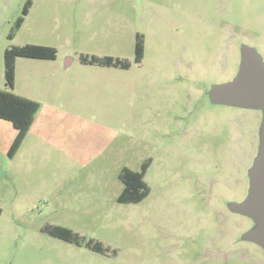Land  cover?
<instances>
[{"label": "rangeland", "instance_id": "1", "mask_svg": "<svg viewBox=\"0 0 264 264\" xmlns=\"http://www.w3.org/2000/svg\"><path fill=\"white\" fill-rule=\"evenodd\" d=\"M26 1L0 0V89L6 48L57 53L17 58L41 117L15 156L0 145V264H264L239 238L252 220L227 207L246 196L261 113L206 95L236 75L243 44L264 59V2L30 0L23 15ZM93 55L129 65L79 61ZM146 160L149 194L118 202L121 169Z\"/></svg>", "mask_w": 264, "mask_h": 264}, {"label": "trees", "instance_id": "2", "mask_svg": "<svg viewBox=\"0 0 264 264\" xmlns=\"http://www.w3.org/2000/svg\"><path fill=\"white\" fill-rule=\"evenodd\" d=\"M30 4V0L25 2L22 9L23 15L27 14ZM23 19L24 16L17 18L15 22L16 28L20 27ZM8 36L9 38L13 37V33L11 32ZM142 52V40L141 37L137 35L135 45L136 62H140ZM56 53L57 50L53 46L40 44H25L23 46L13 45L4 50V79L7 89H0V119L11 122L17 131L16 136L7 152L9 157H12L19 148L25 134L33 122L35 113L40 106L37 101L20 96L12 91L15 81V60L18 57L52 60L56 58ZM80 60L83 63H93L107 66L118 65L119 63L123 67H127L129 65L128 62L119 59H113L109 56L103 58L94 55L90 58L87 56H81ZM149 163L150 160H146L144 163H142L139 170H133L128 167H123L121 169L118 177L123 184V189L117 197L118 202L137 203L143 200L149 194V187L144 180ZM47 230L55 237L80 244L79 236L67 227L53 226L47 227ZM86 246L98 252L103 251V247L99 242H93L92 240H89L86 242Z\"/></svg>", "mask_w": 264, "mask_h": 264}, {"label": "water", "instance_id": "3", "mask_svg": "<svg viewBox=\"0 0 264 264\" xmlns=\"http://www.w3.org/2000/svg\"><path fill=\"white\" fill-rule=\"evenodd\" d=\"M207 94L213 104L262 111L259 148L248 169L247 195L241 201H228L227 207L255 221V225L244 231L241 237L256 242L264 251V59L259 51L243 44L236 75L231 80L212 84Z\"/></svg>", "mask_w": 264, "mask_h": 264}, {"label": "crops", "instance_id": "4", "mask_svg": "<svg viewBox=\"0 0 264 264\" xmlns=\"http://www.w3.org/2000/svg\"><path fill=\"white\" fill-rule=\"evenodd\" d=\"M30 59H35V58H30ZM56 59V58H55ZM38 60H44V59H38ZM54 60V59H53ZM73 59L69 58L68 59V62H67V65H70V62L72 61ZM80 62H82L81 60H79ZM21 61H19V59L16 58V61H15V81H14V93L20 95V96H24V97H27V98H30L32 100H37V98H34L32 96H29L28 94H26L25 92H21L20 90H18V71L24 66V63H20ZM35 100V101H36ZM40 105V104H39ZM40 108H41V105L39 106V109L37 110V112L35 113V116H34V119H33V122L29 128L28 131H30V129L39 123V120H40V117L41 115H38V111H40ZM28 131L27 133L25 134L19 148L17 149V151L14 153L13 156H15V154L19 151V149L21 148L22 144L24 143L25 141V138L28 134ZM16 129L13 127V125L11 124V122L7 121V120H3V119H0V145L1 147H3L5 149L6 152H8V149L11 145V143L13 142L15 136H16ZM12 156V157H13ZM10 157V158H12Z\"/></svg>", "mask_w": 264, "mask_h": 264}, {"label": "flooded vegetation", "instance_id": "5", "mask_svg": "<svg viewBox=\"0 0 264 264\" xmlns=\"http://www.w3.org/2000/svg\"><path fill=\"white\" fill-rule=\"evenodd\" d=\"M259 0H255V2H258ZM263 2H264V0H262ZM262 11L261 12V14L264 16V8H261V9H257V15H259L260 14V11ZM259 27H262V30L264 31V22L262 23V24H259V23H257V22H255V30L256 29H258ZM209 90V89H208ZM207 90V91H208ZM207 91H206V95H207V97H208V94H207ZM209 98V97H208ZM257 110H259L260 111V113H261V117H260V121H259V123H260V126H261V120H262V111L260 110V109H257ZM259 131H260V127H259ZM258 148H259V133H258ZM257 152H258V149H257ZM256 155H257V153H256ZM255 155V156H256ZM255 158V157H254ZM254 160V159H253ZM252 163H253V161H252ZM252 165V164H251ZM251 167V166H250ZM249 167V168H250ZM249 168H247L246 169V177H247V179H248V169ZM248 191V190H247ZM246 195H247V193H246ZM246 197V196H245ZM235 213V212H234ZM238 214V213H237ZM240 215H242V214H240ZM244 216H246V215H244ZM248 217V216H247ZM250 218V217H249ZM251 219V218H250ZM252 220V222H253V224H252V226L251 227H253L254 225H255V221L253 220V219H251ZM251 227H249L248 229H250ZM247 229V230H248ZM246 231V230H245ZM242 234H243V232L240 234V239L242 240V241H244V242H252V243H254L255 245H256V247L259 249H261L262 251H263V249H262V247L259 245V244H257L256 242H254V241H251V240H245V239H242ZM209 240H211V238L209 239ZM263 253H264V251H263Z\"/></svg>", "mask_w": 264, "mask_h": 264}]
</instances>
